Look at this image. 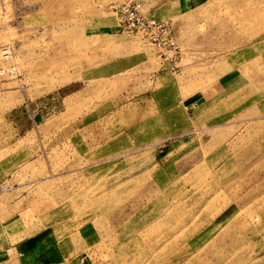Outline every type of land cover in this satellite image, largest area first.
Returning a JSON list of instances; mask_svg holds the SVG:
<instances>
[{"label":"rangeland","instance_id":"obj_1","mask_svg":"<svg viewBox=\"0 0 264 264\" xmlns=\"http://www.w3.org/2000/svg\"><path fill=\"white\" fill-rule=\"evenodd\" d=\"M127 1L0 0L8 264H264V0Z\"/></svg>","mask_w":264,"mask_h":264},{"label":"built area","instance_id":"obj_2","mask_svg":"<svg viewBox=\"0 0 264 264\" xmlns=\"http://www.w3.org/2000/svg\"><path fill=\"white\" fill-rule=\"evenodd\" d=\"M114 10L118 19L119 31L142 34L165 57H173L179 51L169 22L146 17L142 12L140 3L129 0L118 7H114ZM3 54V57L6 58L10 56L7 50H4ZM3 72L0 70V75Z\"/></svg>","mask_w":264,"mask_h":264},{"label":"crops","instance_id":"obj_3","mask_svg":"<svg viewBox=\"0 0 264 264\" xmlns=\"http://www.w3.org/2000/svg\"><path fill=\"white\" fill-rule=\"evenodd\" d=\"M23 112H19L17 109H14L10 113V121L13 124L14 130L17 132V136L22 138L27 136L28 133H30L33 130L34 123L31 122L30 117L26 118V121H28V126H23L22 121H23ZM29 119V120H28ZM20 125V126H19ZM5 172L1 171L0 169V188H1V183H3V174ZM4 222L0 220V264H8V255H16L20 254L22 255H28L32 256L35 253H38L40 245L38 244L37 240L34 237L31 238V240L26 241L24 244H19V245H9L8 244V237H12L10 234L5 229V226L3 224ZM54 254H52V257ZM54 258H50L47 261V264H54ZM13 264V263H11ZM26 264H37V263H26Z\"/></svg>","mask_w":264,"mask_h":264}]
</instances>
